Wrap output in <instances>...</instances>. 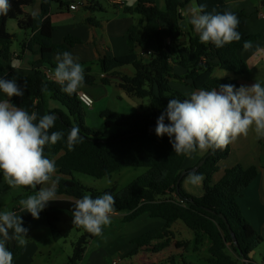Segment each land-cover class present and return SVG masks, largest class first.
<instances>
[{
	"label": "trees",
	"instance_id": "trees-1",
	"mask_svg": "<svg viewBox=\"0 0 264 264\" xmlns=\"http://www.w3.org/2000/svg\"><path fill=\"white\" fill-rule=\"evenodd\" d=\"M76 1L41 0L39 16L23 18V9L32 6L34 0H10L11 10L7 16H0V78L15 79L24 90L23 97L13 96L10 103L24 108L30 114L35 112L38 115L41 109L45 110V114H54L57 119L50 132L64 133L60 141L55 145L48 144L44 149L45 157L55 161L56 173L60 177L55 201L49 202L43 210L53 241L68 238L73 230L82 232L69 258V264H80L87 246L97 236L73 223L75 201L84 195L96 198L109 192L115 198L114 213L126 214L124 222H133L145 214L165 222L162 229L135 238L132 241L135 247L132 255L139 251L160 254L171 247L176 251L188 252L191 249L193 253H199L208 242V264H256L250 259V254L264 239L243 216L238 200L257 178V169L232 167L226 170L218 183L211 186L212 178L219 170V163L231 153V143L223 149H210L212 155L196 172L205 177L203 195L193 197L182 188V181L192 173L191 170L186 171L178 186L187 155H177L170 143V139L174 138L167 135L158 137L155 128L169 100L179 99L183 102L190 98L171 87L174 80L188 81L195 90L215 88L219 91L222 84L238 88L235 80L215 78L214 70L219 68L236 76L248 74L249 68L239 53L244 51L245 41L254 43L261 35L245 36L239 42L217 48L211 43H201L199 36L192 32L181 31V10L197 0H164L165 10L158 8L157 0H137L135 8L125 9L126 14L141 16L140 21L126 33L129 53L114 58L101 57L98 64L107 77H117L119 88L126 94L148 100L150 109L147 113L132 114L105 111L100 115L105 120V130L97 131L86 125L77 92L68 95L62 91L61 85L48 80L44 74L45 69L54 70V56L82 44L80 39L67 37L62 45H56L52 39L53 5H58L60 10L69 9ZM203 3L206 5L205 11H208L210 3L207 0H203ZM83 8L92 13L102 11L97 0H90ZM225 11L229 10L224 6L215 9L218 13ZM243 16L244 13L238 16L240 21ZM12 20L17 21L19 30L33 33L31 41L23 43L22 47L32 49L33 45L38 46L41 58L38 65L45 69L39 67L27 76H15L7 72L4 63L10 59L15 38L7 29V24ZM87 21L96 24L91 18ZM152 41L157 43V51L149 59H141L137 49ZM175 65L185 71L183 76L175 73ZM129 66L135 70L133 76L118 71ZM88 72L90 69H85V83L93 84L95 77L88 75ZM101 82L107 85L108 79H101ZM49 100L59 102L65 111L48 109ZM168 123L165 118V124ZM73 126L79 127L83 141L76 144L73 151H69L66 138ZM125 168H145L147 172L120 193H117L116 188L98 192L74 178V174H83L104 179ZM0 179H3L2 173ZM22 189L27 195L35 194L36 191L31 188ZM180 201H184L185 205ZM179 222L191 232L193 240L177 239L173 227ZM21 248L18 243L8 247L14 259L19 256ZM169 264L191 263L185 255L180 254L172 256Z\"/></svg>",
	"mask_w": 264,
	"mask_h": 264
},
{
	"label": "clouds",
	"instance_id": "clouds-1",
	"mask_svg": "<svg viewBox=\"0 0 264 264\" xmlns=\"http://www.w3.org/2000/svg\"><path fill=\"white\" fill-rule=\"evenodd\" d=\"M10 0H0V16H7L11 10ZM206 5L193 7L190 24L199 35L203 44H213L221 48L226 44L239 42L242 34L237 30L240 20L231 11L223 13L207 12ZM33 18L39 16V9L31 12ZM251 41H245V51L252 48ZM56 66L53 78L68 95L76 93L84 86V67L78 58L65 51L55 57ZM0 91L8 98L23 97L24 90L15 79L0 78ZM165 118L169 121L165 124ZM57 117L44 114L38 119L35 112L29 113L9 102L0 101V173L11 188H31L35 194L20 199L21 212H28L39 219L41 211L55 201L60 177L56 175L55 161L45 157L44 149L48 144L55 145L64 137L61 131H51ZM254 131L257 138H264V86L255 82L251 86L227 84L207 90L197 89L190 98L181 102L169 100L166 110L158 117L155 134L167 135L177 155H191L197 151L223 149L241 136ZM83 137L80 129L73 126L67 134L66 145L73 151ZM204 177L189 173L187 183L199 185ZM115 198L105 192L92 198L84 195L75 201L73 223L94 236L103 233L104 226L111 223L115 211ZM14 211H0V264H13V253L6 246L10 240L24 245L28 229ZM11 230V235H10Z\"/></svg>",
	"mask_w": 264,
	"mask_h": 264
},
{
	"label": "crops",
	"instance_id": "crops-1",
	"mask_svg": "<svg viewBox=\"0 0 264 264\" xmlns=\"http://www.w3.org/2000/svg\"><path fill=\"white\" fill-rule=\"evenodd\" d=\"M207 1L211 5V8L207 12H213L216 8L224 6L237 15V17L241 13H244L237 29L242 34V37L261 35L259 40L252 43L253 46L251 49L239 53V57L243 59L249 68L248 74L236 76L231 72L216 68L213 76L217 79L235 80L237 81L238 88L242 85L251 86L255 82H259L264 86V0ZM119 2H124V6H119ZM97 3L102 7V11L93 13L85 11L82 6L76 11H69V9L60 10L58 5H53L52 7L51 22L54 27L52 37L53 43L62 45L67 37L80 39L82 44L70 48L68 52L78 58V62L84 69H90L88 75L95 77V82L93 84L84 82V86L77 90V94L79 92H85L92 96L95 100V105L90 110L92 112L98 111L99 115L105 111H112L120 114L149 112V105L146 104L144 100L133 98L125 92L121 93L122 90L118 86V81H116L113 86L111 81L112 77H107V75L101 71L98 64L101 57L114 58L125 56L129 53L126 33L131 26L140 21L141 16L137 14H126L125 9L135 8L137 6V0H97ZM200 4H204L203 0L194 1L181 10L183 19L180 23V28L183 33L192 32L194 35L199 36L189 21L191 19L190 10ZM157 6L159 9L165 10L164 0H157ZM36 9H39L40 14L41 0H34L32 6L24 8L23 18L32 17L31 12ZM89 18L96 24H90L87 21ZM17 28L19 30V27ZM10 34L15 36L14 40L21 39V42H19V47L17 49L12 50L11 48L12 54L10 59L8 62L4 63L7 72L13 73L15 76H27L32 74L34 70L39 67L45 69V67L38 65L41 59L38 46L33 45L32 49H23L22 47L23 43L28 44L31 41L33 33L19 30V33L15 34L12 32ZM141 51L155 53L157 51V43L152 41L144 45L143 48H138V55ZM55 57L56 56L53 58V62L56 64ZM51 71L53 75L54 70L51 69ZM118 71L122 74L128 73L126 67ZM174 71L180 76L185 74V71L177 65L174 66ZM104 78L108 79L107 85L101 82V79ZM113 78L117 79V77L114 76ZM171 87L187 97H190V94L195 91V89L190 86V83L185 80H174L171 82ZM5 99H9V102L11 101V98H8L6 94L0 91V101ZM50 104L51 103L47 105V108L51 111L60 109L56 106L52 107ZM112 105H114L113 109L115 110H111L112 108L110 107H112ZM44 114L45 110L41 109L37 117L40 118ZM263 142L264 138H257L254 131H250L246 137L241 136L232 142L231 153L226 160L219 163V170L213 176L212 183L213 185L218 183L224 176L226 170L235 166H241L245 170L251 168L257 169V178L243 192L238 202L243 216L264 239ZM209 153L210 149L207 151H197L193 153L191 157L187 156L183 165V170H193ZM199 186L200 184L195 187L187 183V177L182 181V188L189 195L195 196L196 194L193 193L194 188H198ZM19 191L20 189L11 188L6 184L4 179H0V211H2V209L3 211H14L17 216L21 217L23 221L22 226L28 229L26 244L22 245L21 252L19 256L13 260V264H42L46 256L51 254L54 246L53 242L55 241H53L51 237L44 211H41L39 219H34L28 212H21L19 200L26 199L29 195ZM201 194L203 195V193ZM201 194L198 197H201ZM120 214L125 218L126 214L124 213H113L112 216H118ZM155 220H159L160 223H155V228L149 231L147 230L146 233H148L153 230L162 229L165 222L160 219H152L148 214L141 216L136 222L140 221L141 225L151 227L150 223L153 221L155 222ZM173 229L177 239L191 240L190 238H184V236H189V233H187L179 223H176ZM180 231L182 233L184 232V236L181 235ZM137 237L130 240L133 241ZM0 239H2V237H0ZM16 243L17 241L10 240L7 242L6 246L13 247ZM258 250H261L259 254L260 257L259 260H255L253 258L257 256L256 252ZM173 253H175V255L183 254L189 256L188 254L193 252L190 249L188 252L175 250ZM162 254H164V252ZM250 259L256 264H263L264 241L252 254H250ZM189 263L195 264L191 261H189ZM167 264H169V262H167Z\"/></svg>",
	"mask_w": 264,
	"mask_h": 264
},
{
	"label": "rangeland",
	"instance_id": "rangeland-1",
	"mask_svg": "<svg viewBox=\"0 0 264 264\" xmlns=\"http://www.w3.org/2000/svg\"><path fill=\"white\" fill-rule=\"evenodd\" d=\"M17 27V21H9L7 26L8 32H13L15 34L19 33ZM19 42H21V39L13 40L12 50H15L19 47ZM126 69H128V73H126L128 76H133L135 74V70L133 67L129 66L126 67ZM111 81L112 85L114 86V83H116L118 79L112 77ZM121 93H124V91L122 90ZM144 101L149 105L150 108L149 101L146 99ZM49 103H51L50 105L52 107L56 106L65 111V108L59 102L49 100L48 104ZM110 108H112L111 110H115L113 109L114 105H112V107ZM83 111L85 115V123L88 127L97 131L105 130V120L101 118L98 111L92 112L90 109L85 108H83ZM147 112L148 111H146L145 113ZM146 172L147 169L145 168H125L120 172L114 173L110 177H106L104 179H95L83 174H74V178L84 186L95 189L98 192L116 188L117 193H120L134 180L146 174ZM204 181L205 177L200 186L198 188H194L193 193L196 195L191 196L198 197L201 193H203ZM210 185L213 186V183H211ZM195 187H197V185H195ZM18 189H20V191L24 193L23 189ZM123 218L124 217H122L121 214L111 217V223L107 226H104L103 228L104 233L100 236H97L87 246L86 253L80 264H167L172 256L175 255V253H173V251H175L173 247L164 251V254H162L163 252L160 254H152L144 251H139L137 254L132 255V251L135 247L130 239L145 234L147 230L149 231L155 228V223H160V221L155 220V222L153 221L150 223L151 227H145L140 224V221L136 222V220L130 223L123 222ZM179 224L187 233H189V236H184V232L182 233L180 231L181 235H183L184 238H190L191 240H193L191 232L182 223L179 222ZM81 235L82 232L73 230L68 238L63 239L59 242H53L54 246L52 248V252L50 255L46 256V259L42 264H69V258L73 253V245L78 241ZM260 251L261 250H258L256 252L257 256H255L253 259L259 260ZM188 255L189 256L185 255V257L195 264H208L206 260L209 257L208 242L205 247L200 250L199 253H190Z\"/></svg>",
	"mask_w": 264,
	"mask_h": 264
},
{
	"label": "built area",
	"instance_id": "built-area-1",
	"mask_svg": "<svg viewBox=\"0 0 264 264\" xmlns=\"http://www.w3.org/2000/svg\"><path fill=\"white\" fill-rule=\"evenodd\" d=\"M118 4L121 7L124 6V2H119ZM80 6H82L81 3L75 2L69 7V11H76V10H78V8ZM152 54H153L152 52L141 51L139 53V57L141 59H149L152 56ZM202 61L205 62V59H202ZM44 74L46 75V78L48 80L55 81L54 78H53V75H52V71L50 69H45L44 70ZM78 100L80 101L82 107L85 108V109H91L95 105L94 98L92 96H90L88 93H85V92H79L78 93ZM180 203L182 205H185L184 201H180Z\"/></svg>",
	"mask_w": 264,
	"mask_h": 264
},
{
	"label": "water",
	"instance_id": "water-1",
	"mask_svg": "<svg viewBox=\"0 0 264 264\" xmlns=\"http://www.w3.org/2000/svg\"><path fill=\"white\" fill-rule=\"evenodd\" d=\"M76 2H79V3H81V5H82V7H85V6H87L88 5V2H89V0H77ZM263 6V5H262ZM90 13V12H89ZM88 13V14H89ZM57 117V116H56ZM210 155H212V152H210L193 170H191V172L193 173H196L203 165H204V163H205V161H206V159L210 156ZM186 171H184L183 173H182V175H181V178H180V180H179V182H178V186L181 184V181H182V179H183V177L186 175ZM235 241V245L238 247V245H237V242H236V240H234Z\"/></svg>",
	"mask_w": 264,
	"mask_h": 264
}]
</instances>
